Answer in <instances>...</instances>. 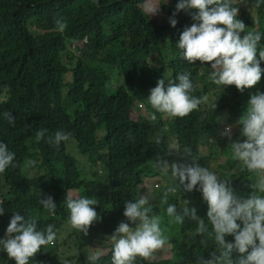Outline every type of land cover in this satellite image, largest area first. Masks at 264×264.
Instances as JSON below:
<instances>
[{"label": "trees", "instance_id": "16d2710c", "mask_svg": "<svg viewBox=\"0 0 264 264\" xmlns=\"http://www.w3.org/2000/svg\"><path fill=\"white\" fill-rule=\"evenodd\" d=\"M145 2L0 0V142L15 153L16 165L0 173V200L4 202L0 240L6 238L16 212L26 220L35 219L38 228L54 225L57 234L54 243L42 246L28 264H112L109 237L127 219L125 204L143 195V176L166 180L172 176L170 169L167 174L158 169V157L169 164H188L195 157L201 166L227 179L237 196L252 191L255 176L246 168L229 173L221 164L214 170L212 160L220 154L227 165L233 164L230 141L220 131L237 125L240 135L238 122L250 95L264 92V73L257 85L243 93L235 85L212 83L211 64L189 63L177 47L184 29L196 23L192 19L196 10L177 11L179 0H166L158 14L147 16ZM256 2L234 0L233 6L239 8L237 19L245 23L246 31L264 33V0L259 7ZM172 18L177 21L175 27ZM58 19L66 23L63 32L57 30ZM258 48H264V36ZM154 63L160 68L154 69ZM260 66L264 69V62ZM182 72L191 73V95L207 100L183 118H169L153 109L147 98L158 80L164 79L167 87L169 80L179 83L176 77ZM115 78L123 80V85L112 92L109 84ZM210 97L214 98L208 103ZM5 113L12 114L14 125ZM224 114L229 124L220 127ZM40 130H46L45 136L37 141ZM58 130L71 135L57 149L48 138ZM204 141L210 145L206 155L201 154ZM173 145L179 151L168 155ZM184 148H190L192 156L185 155ZM172 182L167 187L176 191L168 193L167 203L181 210L188 200V207L196 208L209 231L198 234V221L187 217L183 224L172 223L167 205L151 208L149 215L161 217L165 244L173 245V256L159 263L137 256L134 264H198L215 249L199 185L185 192L175 177ZM48 195L57 206L55 214L39 203ZM67 195L97 201L93 208L98 220L87 235L68 223ZM226 240L232 242L234 237L226 236ZM90 245H109L110 253L91 261ZM0 264H16L2 247Z\"/></svg>", "mask_w": 264, "mask_h": 264}, {"label": "clouds", "instance_id": "9594fccd", "mask_svg": "<svg viewBox=\"0 0 264 264\" xmlns=\"http://www.w3.org/2000/svg\"><path fill=\"white\" fill-rule=\"evenodd\" d=\"M164 2L166 0H146L145 14H158L160 5ZM233 5L234 0H179L177 11L195 9L192 19L196 23L184 29L177 47L181 58L189 63L200 61L211 64L209 78L212 83L218 86L235 85L243 93L245 89L257 85L264 73L260 66L264 62V48H258L264 33L246 31L245 23L237 19L239 8ZM259 6L260 0H257L255 7ZM55 23L58 31L65 30V22L58 19ZM170 23L175 27L177 21L172 18ZM241 33L245 34L241 36ZM190 76L191 73L188 72L179 73L176 77L179 83L169 80L167 87L164 79L158 80L147 98L151 107L169 118H183L196 110L207 97L197 98L191 95L194 86ZM4 115L10 124H15L11 113ZM238 123L241 126L240 135L244 138L242 141L232 140L231 126L221 135L228 137L230 141L228 149L232 158L240 161L248 173L255 176L254 182L250 184L252 191L246 196H237L227 179H222L207 167L201 166L195 157L188 164H169L163 158L157 159L158 169L165 174L170 169L185 192H192L199 185V191L207 203V219L212 226L215 249L209 253L208 258L201 257L198 264H264V92L251 95L248 107ZM45 132L46 130L37 131L36 140L44 139ZM70 135L58 130L49 136L48 143L58 149L61 142L70 139ZM173 150L179 151L173 145L167 154L171 155ZM183 153L192 156L190 148H184ZM14 161L15 153L0 142V173H4L9 167H15ZM175 191L176 188L165 191L162 197L165 203L168 193ZM39 203L49 213L55 214L57 206L52 196L40 198ZM64 203L69 210L68 223L87 235L89 227L98 220V214L93 208L97 201L67 195ZM189 203L184 200L181 210L175 204H168L167 216L174 224H183L185 217L198 221L197 233H207V225L197 216L195 207H188ZM3 204L0 200V215L4 214ZM146 205H149V200L143 195L135 202L125 204L123 215L136 227L131 228L129 223L121 222L115 229L111 236L112 264H134L137 256L149 259L166 243L161 217L149 215L151 207ZM56 235L54 225L38 228L35 219L26 220L16 212L6 229V238L0 240V247L16 264H28L29 259L42 246L54 243ZM226 236H233L234 241H227Z\"/></svg>", "mask_w": 264, "mask_h": 264}, {"label": "rangeland", "instance_id": "374dc122", "mask_svg": "<svg viewBox=\"0 0 264 264\" xmlns=\"http://www.w3.org/2000/svg\"><path fill=\"white\" fill-rule=\"evenodd\" d=\"M153 68L159 69L160 64L154 63ZM116 77H118V74H116ZM120 85H123V80H118L117 78H115L109 84V88L112 90V92H115V90ZM251 95H253V94H251ZM213 98L214 97H210L208 103H210ZM247 106H248V104H247ZM139 108L142 109V112H144L143 105H139ZM226 124H229V116L227 114H224V116L220 120V127L225 126ZM227 127H229V126H226L225 129ZM231 128H232V137L235 138V140L240 141L239 127L236 125V126H231ZM223 131L224 130L221 129L220 135ZM223 137H225V136H223ZM209 151H210V145L206 144L204 141V144L201 147V154L206 155L209 153ZM232 160H233V164L227 165L226 164L227 159H224V157H222L220 154H217L214 157V159L212 160V166H213L214 170H218V169H220V165L224 164L226 166L225 172H229V173H237V172H240L241 170L245 169L240 161L234 160V159H232ZM152 168L153 167H151V169ZM172 180H173L172 176H169V178L167 180L164 179L162 176L157 177V178H153V177L151 178L150 176H147V175L143 176V184H142L141 190H142L143 196L148 197L149 205L151 208L164 207L166 205L168 206V203H165L164 200L162 199V197H163L165 191L168 189L167 185H169V183H173ZM167 200H168V195H167ZM149 205H146V207ZM123 222L129 223V226L131 228L136 227L135 224H132L127 219L123 220ZM109 239H110L109 245H113V242L111 240V236L109 237ZM109 245L108 246H98V247H96L95 245H90L89 246V259L91 261H95V260H98L100 258L107 257L110 253ZM91 246H93V247L91 248ZM94 247H96V248H94ZM90 248H91V250H90ZM172 248H173V245L164 244V246L162 248L158 249L153 254V256L151 258L147 259V261L149 263H159L162 261L171 260L172 256H173Z\"/></svg>", "mask_w": 264, "mask_h": 264}]
</instances>
